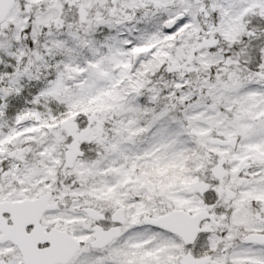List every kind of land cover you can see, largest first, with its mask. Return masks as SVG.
<instances>
[{
    "label": "snow or ice",
    "instance_id": "obj_1",
    "mask_svg": "<svg viewBox=\"0 0 264 264\" xmlns=\"http://www.w3.org/2000/svg\"><path fill=\"white\" fill-rule=\"evenodd\" d=\"M0 264H264V0H0Z\"/></svg>",
    "mask_w": 264,
    "mask_h": 264
}]
</instances>
